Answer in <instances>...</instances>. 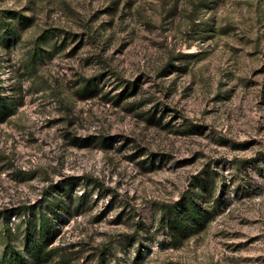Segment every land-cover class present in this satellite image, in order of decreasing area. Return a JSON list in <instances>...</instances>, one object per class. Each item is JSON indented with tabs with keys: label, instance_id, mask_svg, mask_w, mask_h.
Wrapping results in <instances>:
<instances>
[{
	"label": "rangeland",
	"instance_id": "obj_1",
	"mask_svg": "<svg viewBox=\"0 0 264 264\" xmlns=\"http://www.w3.org/2000/svg\"><path fill=\"white\" fill-rule=\"evenodd\" d=\"M188 194L210 216L174 232L161 208ZM41 208L66 258L25 245ZM8 247L264 264V0H0V264Z\"/></svg>",
	"mask_w": 264,
	"mask_h": 264
},
{
	"label": "trees",
	"instance_id": "obj_2",
	"mask_svg": "<svg viewBox=\"0 0 264 264\" xmlns=\"http://www.w3.org/2000/svg\"><path fill=\"white\" fill-rule=\"evenodd\" d=\"M91 82L92 80L86 82L87 88H89ZM161 209L170 228L179 233L187 232L195 227H202L210 216L206 209L200 208L190 194L186 195L176 205L163 204ZM55 210L56 208L50 210L41 208L37 216L32 218L31 221L25 220L27 221L26 225L30 227L29 231L25 233V245L33 253L36 261L50 259L53 257L54 252L59 254L60 258L67 257L66 251L60 250L62 249L60 245L51 249L48 248V244L55 234L61 230L58 227L60 212H55ZM22 225H24L23 222H20L18 226ZM33 230L37 231V234H34ZM73 245V243H70L69 248ZM7 249V264H29L25 254L18 252L14 247H8Z\"/></svg>",
	"mask_w": 264,
	"mask_h": 264
}]
</instances>
